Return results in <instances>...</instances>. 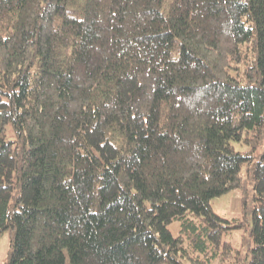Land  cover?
Wrapping results in <instances>:
<instances>
[{
	"label": "trees",
	"instance_id": "trees-1",
	"mask_svg": "<svg viewBox=\"0 0 264 264\" xmlns=\"http://www.w3.org/2000/svg\"><path fill=\"white\" fill-rule=\"evenodd\" d=\"M7 229L5 264H264V0H0Z\"/></svg>",
	"mask_w": 264,
	"mask_h": 264
},
{
	"label": "rangeland",
	"instance_id": "rangeland-1",
	"mask_svg": "<svg viewBox=\"0 0 264 264\" xmlns=\"http://www.w3.org/2000/svg\"><path fill=\"white\" fill-rule=\"evenodd\" d=\"M239 148H248L249 146L238 144ZM261 146L258 151L261 150ZM241 199V190L233 189L228 193H225L220 196H216L212 199V206L214 209L224 217L229 219L240 215V202ZM174 228V226H173ZM248 234L244 227L233 228L227 231L224 234V239L229 240L233 243L235 247H245L244 244L247 242L244 238V235ZM11 234L7 229L0 235V264H5V259L8 255L10 248ZM65 264H69V258L67 255V260Z\"/></svg>",
	"mask_w": 264,
	"mask_h": 264
},
{
	"label": "crops",
	"instance_id": "crops-1",
	"mask_svg": "<svg viewBox=\"0 0 264 264\" xmlns=\"http://www.w3.org/2000/svg\"><path fill=\"white\" fill-rule=\"evenodd\" d=\"M240 202H241V199H240ZM173 226H174V228H173ZM178 228H179V224L178 223H174V224L171 225V229H172V231L174 233L177 232Z\"/></svg>",
	"mask_w": 264,
	"mask_h": 264
}]
</instances>
